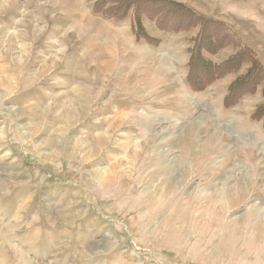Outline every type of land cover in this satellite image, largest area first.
Wrapping results in <instances>:
<instances>
[{
	"label": "rangeland",
	"instance_id": "374dc122",
	"mask_svg": "<svg viewBox=\"0 0 264 264\" xmlns=\"http://www.w3.org/2000/svg\"><path fill=\"white\" fill-rule=\"evenodd\" d=\"M0 264H264V0H0Z\"/></svg>",
	"mask_w": 264,
	"mask_h": 264
},
{
	"label": "trees",
	"instance_id": "16d2710c",
	"mask_svg": "<svg viewBox=\"0 0 264 264\" xmlns=\"http://www.w3.org/2000/svg\"><path fill=\"white\" fill-rule=\"evenodd\" d=\"M134 1H141V0H134ZM138 20V19H137ZM137 23H140L139 21H137ZM140 25V24H139ZM141 38V37H140ZM140 38H138V39H140ZM202 38H205L206 39V37H202ZM137 39V40H138ZM196 44H197V42H196ZM195 44V45H196ZM202 48H206V47H202ZM193 53L194 54H201V50L199 49V47L198 46H196V47H193ZM196 60H198V58H193V62L195 61V63L197 62ZM194 63V64H195ZM208 66L210 67V68H208V72H209V74H210V80L211 79H213V78H216V74H215V70L217 69V66H216V64H213L212 62H210V63H208ZM193 68L194 67H190V70H189V72H190V74H189V82L191 83V86H200V83L198 82V83H193L192 82V80H193V78H194V75H193ZM188 82V81H187ZM189 82H188V84H189ZM190 85V84H189ZM202 88V87H201Z\"/></svg>",
	"mask_w": 264,
	"mask_h": 264
},
{
	"label": "crops",
	"instance_id": "0c3cea01",
	"mask_svg": "<svg viewBox=\"0 0 264 264\" xmlns=\"http://www.w3.org/2000/svg\"><path fill=\"white\" fill-rule=\"evenodd\" d=\"M173 1V0H172ZM188 83V82H187Z\"/></svg>",
	"mask_w": 264,
	"mask_h": 264
},
{
	"label": "bare ground",
	"instance_id": "6f19581e",
	"mask_svg": "<svg viewBox=\"0 0 264 264\" xmlns=\"http://www.w3.org/2000/svg\"><path fill=\"white\" fill-rule=\"evenodd\" d=\"M3 80V79H2Z\"/></svg>",
	"mask_w": 264,
	"mask_h": 264
}]
</instances>
